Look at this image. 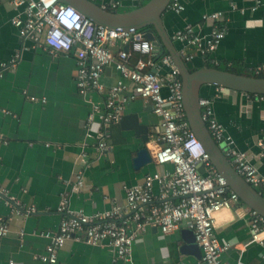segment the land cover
Listing matches in <instances>:
<instances>
[{
	"label": "crops",
	"instance_id": "0c3cea01",
	"mask_svg": "<svg viewBox=\"0 0 264 264\" xmlns=\"http://www.w3.org/2000/svg\"><path fill=\"white\" fill-rule=\"evenodd\" d=\"M180 1L184 8L179 12L168 8L163 24L181 55L191 54L187 62L191 71L206 66V60L214 64L235 63L251 71L264 65L261 7L251 11V0ZM141 2L121 0L117 10L131 9ZM214 11L223 12L216 22L224 27L225 36L206 57L193 45L173 38L187 24L192 25L195 35L207 38L213 22L202 19V15ZM21 13L22 8H13L10 0H0V61L9 60L22 44L11 22ZM119 46L120 42L115 41L110 48L117 52ZM159 72L164 75L167 68L161 67ZM75 74L73 52L51 55L35 47L23 50L15 67L4 70L0 77V135L7 141L0 143V185L9 190L22 209L11 216L8 234L0 237V264H7L11 258L15 264H42L34 255L44 252L48 240L36 232L58 228L62 214L57 206L62 192L68 193L72 209L92 214L118 207L126 217L129 212L125 187L141 183L153 172L173 170L171 163L154 162L160 118L153 112L149 98L136 97L124 102L123 115H136L143 127L141 131L120 122L112 123L105 132L108 148L96 149L100 123L95 120L87 125L91 102L102 105L107 90L121 75L113 63L108 64L100 77L102 90L82 95L77 91ZM161 92L167 95L168 87L162 85ZM26 94L45 97L46 102L31 101ZM261 96L211 84L201 88V97L211 98L214 116L225 137L235 149L247 154L264 180V149L257 144L264 137V96ZM142 147L149 151L152 160L134 167L133 159ZM198 167L202 172V166ZM79 171L84 186L72 191ZM254 188L262 194V186ZM160 189L154 182L152 203L161 202ZM170 199L177 198L170 196ZM29 207L35 211L29 212ZM249 208L243 201L233 202L214 217V236L220 244H230L221 252L224 264H264V245L250 241ZM0 216H10L2 197ZM186 226V221H182L177 229L163 234L157 227L147 225L132 243V262L120 264H204L201 251L183 249L186 242L182 231L188 229ZM21 231L24 233L20 237ZM112 256V247L106 242L93 245L68 240L59 249L57 259L59 264H111Z\"/></svg>",
	"mask_w": 264,
	"mask_h": 264
},
{
	"label": "built area",
	"instance_id": "2783aa9c",
	"mask_svg": "<svg viewBox=\"0 0 264 264\" xmlns=\"http://www.w3.org/2000/svg\"><path fill=\"white\" fill-rule=\"evenodd\" d=\"M94 1L108 9H117L121 3V0ZM251 1L249 9L255 11L261 7L264 17V0ZM10 3L15 9L22 8L21 15L11 19L22 44L9 60L0 61V77L4 70L15 67L25 49L41 47L51 55L73 52L77 91L87 95L91 91L102 90L100 77L103 69L113 63L121 78L109 87L102 105L91 102V110L87 116V125L95 120L100 123L96 149L103 151L108 148L105 140L106 128L122 119L126 100L149 98L153 112L160 118L154 162L173 165L171 172H153L146 175L141 183L125 187L129 212L126 217H123L118 207L92 214L72 209L69 207L68 193L62 192L57 206V211L62 214L59 226L55 231L36 232L48 242L44 252L35 254L34 258L42 264H59V249L66 241L75 240L93 245L106 242L113 250L111 264H120V261L131 263L132 243L147 225L157 227L166 234L177 229L182 221H186V227L193 231L195 243L200 248L201 261L204 264H224L220 258L221 252L230 244H220L214 236V217L220 210L241 200L226 184V180L217 171L188 124L182 103V81L172 57L164 54L155 60L151 41L143 32L97 25L72 5L59 0H10ZM230 5L235 8L233 3ZM168 8L179 12L184 5L180 0H171ZM221 16L222 11L202 15V19L213 22L211 32L205 39L195 35L190 24L176 31L173 38L193 45L203 55L209 54L225 36L224 27L216 22ZM115 41L120 42L117 52L110 48ZM136 52L144 57L135 59ZM182 57L188 62L191 54L185 53ZM161 67L167 68L164 75L159 72ZM254 73H264V65L257 66ZM162 85L168 87L167 95L162 94ZM26 97L31 101L46 102L45 97L28 94ZM198 104L208 131L220 145L227 160L246 182L253 187L262 186L264 196V180L259 177L247 154L235 149L225 137L222 125L214 116L211 98L201 97ZM2 142L7 141L0 135V143ZM257 144L264 149V137ZM199 165L203 168L202 172ZM83 180L82 172H77L71 190H81L84 186ZM154 182L161 188V202L158 204L152 203ZM170 196L177 199L172 201ZM0 197L4 198L10 211V216H0V237H3L9 232L11 216L21 213L22 209L20 203L2 185ZM27 210L33 212L35 208L29 207ZM249 213L250 241L264 245V217L251 208ZM23 233L21 231L20 237ZM7 264H15V260L11 258Z\"/></svg>",
	"mask_w": 264,
	"mask_h": 264
},
{
	"label": "water",
	"instance_id": "95a60500",
	"mask_svg": "<svg viewBox=\"0 0 264 264\" xmlns=\"http://www.w3.org/2000/svg\"><path fill=\"white\" fill-rule=\"evenodd\" d=\"M59 1L72 5L97 25L117 30L143 32L144 36L151 41L155 60L160 59L165 51L172 57L182 81V103L192 132L202 143L211 162L226 180V184L237 193L244 204L264 217L263 194L246 182L227 160L220 145L214 141L208 131L206 123L202 119L201 107L198 104L201 98V88L208 84L244 93L263 95L264 76L241 74L212 66H204L191 71L163 24V15L168 10L171 0H147L143 4L123 11L104 8L94 0ZM125 48L127 49L126 46ZM119 122L123 126L131 127L137 131L143 129L134 114L123 115ZM151 160L149 151L142 147L133 159L134 167H139ZM182 232L186 242L183 247L184 251L199 253L200 248L195 243L193 231L185 229Z\"/></svg>",
	"mask_w": 264,
	"mask_h": 264
},
{
	"label": "trees",
	"instance_id": "16d2710c",
	"mask_svg": "<svg viewBox=\"0 0 264 264\" xmlns=\"http://www.w3.org/2000/svg\"><path fill=\"white\" fill-rule=\"evenodd\" d=\"M146 1L147 0H144L141 3H139L138 5L143 4ZM206 56L207 55H205V57ZM138 57H144V56H142L141 54H139V53L136 52L135 55H134V58L136 59ZM205 65L206 66L217 67V68H221V69H225V70H229V71H233V72L241 73V74L254 75V76H259V77L264 76V73L255 74L254 71L245 70L242 67L236 65L235 63H233V64H227V63H224V64H214V63L209 62L208 60H206L205 61ZM263 96H264V94H263Z\"/></svg>",
	"mask_w": 264,
	"mask_h": 264
}]
</instances>
